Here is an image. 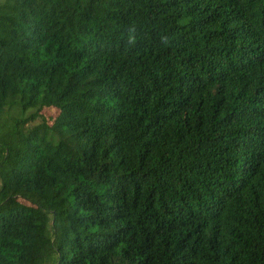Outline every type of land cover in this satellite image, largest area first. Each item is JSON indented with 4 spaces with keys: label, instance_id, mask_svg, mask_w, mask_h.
<instances>
[{
    "label": "trees",
    "instance_id": "obj_1",
    "mask_svg": "<svg viewBox=\"0 0 264 264\" xmlns=\"http://www.w3.org/2000/svg\"><path fill=\"white\" fill-rule=\"evenodd\" d=\"M0 264H264V0H0Z\"/></svg>",
    "mask_w": 264,
    "mask_h": 264
},
{
    "label": "rangeland",
    "instance_id": "obj_2",
    "mask_svg": "<svg viewBox=\"0 0 264 264\" xmlns=\"http://www.w3.org/2000/svg\"><path fill=\"white\" fill-rule=\"evenodd\" d=\"M43 115L46 117L48 123H52L55 117L58 114V111L55 108H44L42 110Z\"/></svg>",
    "mask_w": 264,
    "mask_h": 264
}]
</instances>
